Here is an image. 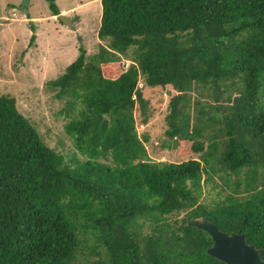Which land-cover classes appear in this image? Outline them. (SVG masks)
<instances>
[{
    "label": "trees",
    "instance_id": "obj_1",
    "mask_svg": "<svg viewBox=\"0 0 264 264\" xmlns=\"http://www.w3.org/2000/svg\"><path fill=\"white\" fill-rule=\"evenodd\" d=\"M100 3L104 43L91 56L80 44L47 82L84 160L66 161L0 94V264H225L187 224L199 216L264 259V0ZM140 78L168 93L164 144L197 158L149 157Z\"/></svg>",
    "mask_w": 264,
    "mask_h": 264
},
{
    "label": "rangeland",
    "instance_id": "obj_2",
    "mask_svg": "<svg viewBox=\"0 0 264 264\" xmlns=\"http://www.w3.org/2000/svg\"><path fill=\"white\" fill-rule=\"evenodd\" d=\"M55 2L60 13L71 20V26L54 15L50 17L46 0H0V94L14 97L18 110L36 127L45 144L74 164V156L78 160L85 158L76 151L64 130L69 117L61 111L66 107V100L56 98L47 82L64 72L76 58L80 44L86 49V55L91 56L97 52L99 43H104L97 37L101 3L100 0ZM32 34L35 38L31 42ZM138 87L148 100L150 116L146 124L139 123L137 105L134 116L138 121V134L148 136L145 146L149 157L168 162L197 158L199 154L188 151L187 146L170 149L164 144L168 93L148 87L141 78ZM214 180L222 186L217 176ZM209 188L210 185L206 187ZM211 196L203 195L202 199L209 201Z\"/></svg>",
    "mask_w": 264,
    "mask_h": 264
},
{
    "label": "water",
    "instance_id": "obj_3",
    "mask_svg": "<svg viewBox=\"0 0 264 264\" xmlns=\"http://www.w3.org/2000/svg\"><path fill=\"white\" fill-rule=\"evenodd\" d=\"M2 11L0 9V17ZM62 23L71 26L70 19L63 13L56 15ZM187 224L206 232L212 244L206 249L208 255L225 264H264L260 251L255 245L246 241L244 233H227L216 227L205 216L188 218Z\"/></svg>",
    "mask_w": 264,
    "mask_h": 264
},
{
    "label": "crops",
    "instance_id": "obj_4",
    "mask_svg": "<svg viewBox=\"0 0 264 264\" xmlns=\"http://www.w3.org/2000/svg\"><path fill=\"white\" fill-rule=\"evenodd\" d=\"M53 15H51L50 17H52Z\"/></svg>",
    "mask_w": 264,
    "mask_h": 264
}]
</instances>
